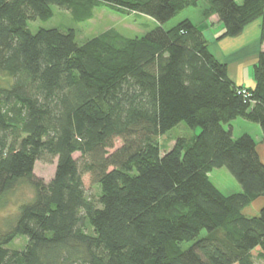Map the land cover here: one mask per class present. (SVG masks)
<instances>
[{
    "label": "trees",
    "instance_id": "16d2710c",
    "mask_svg": "<svg viewBox=\"0 0 264 264\" xmlns=\"http://www.w3.org/2000/svg\"><path fill=\"white\" fill-rule=\"evenodd\" d=\"M102 6L162 26L84 44L73 29L29 28L54 7L81 23ZM191 8L202 25L163 27ZM213 17L220 41L261 19L264 44V0H0V202L24 181L34 189L0 222V264H264V206L245 213L264 199L259 144L225 128L244 119L264 142V51L255 87L237 85L204 33ZM183 123L202 131L162 154L160 138ZM46 159L57 160L49 184L34 175ZM223 168L240 193L212 183Z\"/></svg>",
    "mask_w": 264,
    "mask_h": 264
},
{
    "label": "rangeland",
    "instance_id": "374dc122",
    "mask_svg": "<svg viewBox=\"0 0 264 264\" xmlns=\"http://www.w3.org/2000/svg\"><path fill=\"white\" fill-rule=\"evenodd\" d=\"M54 17L49 21H37L29 23V28L32 32H37L40 29H60L69 30L73 29L77 34V42L84 44L87 41L99 36L100 34L108 31L115 30L127 38H142L148 33L161 27L156 20L140 14L123 15L114 11L113 9L102 6L94 10V17L87 22H76L69 12L54 7ZM201 8L188 9L167 24L163 25L166 30L173 28L180 22L190 19L196 25H202ZM261 19L249 24L244 32L236 38H228L220 41V48L229 66L230 77L237 79L238 85H244L248 88L255 87L254 65L256 64L255 55L257 50V40L261 36ZM221 24V23H220ZM217 27L219 25H216ZM224 28V26L221 24ZM217 27H206L204 33L210 45L214 41V36L219 33ZM210 28V29H209ZM222 34V33H221ZM262 51H264V44H261ZM238 52V53H237ZM237 53V54H235ZM235 54V55H234ZM237 56H243L237 58ZM226 63V64H227ZM232 127L233 135L238 138L244 134L251 135L260 146V151L264 155L263 134L259 125L245 121L244 119H237L231 125L225 126L226 129ZM201 128L191 129L186 124H180L168 134L160 138L162 154L170 151L176 141L180 138L191 140L193 137L201 133ZM118 141L116 149L121 146ZM80 158V155H76ZM57 167V160L49 161V159L41 160L36 163L34 175L37 179L42 180L44 183L49 184L55 177ZM212 183L224 194L232 195L242 191L241 186L228 172L227 169H215L210 174ZM85 187L88 195L91 198H98L100 189L98 186L93 185L90 177L85 178ZM34 197V189L30 182L24 181L14 189L7 198L0 202V222L4 227L6 221L14 219L22 204L31 201ZM257 204L246 210V215L254 217L259 213L256 211ZM28 239L19 238L10 245L13 249H22L25 247ZM186 245L185 247H187Z\"/></svg>",
    "mask_w": 264,
    "mask_h": 264
},
{
    "label": "crops",
    "instance_id": "0c3cea01",
    "mask_svg": "<svg viewBox=\"0 0 264 264\" xmlns=\"http://www.w3.org/2000/svg\"><path fill=\"white\" fill-rule=\"evenodd\" d=\"M216 25H219L218 27L216 26ZM208 28V27H217L218 29H219V33H217L215 36H214V42L213 43H211V45H210V49H211V52L215 55V57L218 59V60H220L221 62H223V63H227V57H225L224 56V54H223V52H222V49L220 48V40H218L219 39V37H220V35H221V33L223 32V27L221 26V24L219 23V20H218V18L217 17H213V18H211L206 24H204V27H203V29H205V28ZM209 28V29H210ZM223 41V40H222ZM257 45H258V47H257V52H256V55H255V58L258 56V54L262 51L260 48H261V43H260V38L257 40ZM238 53V52H237ZM237 53H235V54H237ZM234 54V55H235ZM241 57H243V56H237V58H234V59H239V58H241ZM228 64V63H227ZM231 79H233V78H231ZM235 82H236V84L238 85V82H237V79H233ZM240 85V84H239ZM240 86H243V87H245L244 85H240ZM261 146L262 147H264V144H261ZM259 152H260V155H261V158H262V160H263V162H264V155L262 154V152L260 151V146H259ZM258 203V205L257 206H255L256 207V211L259 213V211L262 209V207L264 206V199H261V200H259V201H257V202H255L254 204H257ZM254 204H253V206H254Z\"/></svg>",
    "mask_w": 264,
    "mask_h": 264
}]
</instances>
